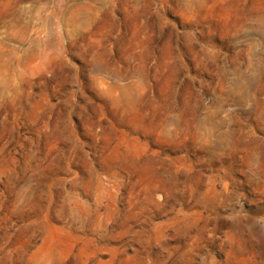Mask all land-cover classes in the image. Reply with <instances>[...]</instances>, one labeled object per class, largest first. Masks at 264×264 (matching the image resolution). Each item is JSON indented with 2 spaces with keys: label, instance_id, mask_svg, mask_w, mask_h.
I'll use <instances>...</instances> for the list:
<instances>
[{
  "label": "rangeland",
  "instance_id": "1",
  "mask_svg": "<svg viewBox=\"0 0 264 264\" xmlns=\"http://www.w3.org/2000/svg\"><path fill=\"white\" fill-rule=\"evenodd\" d=\"M0 264H264V0H0Z\"/></svg>",
  "mask_w": 264,
  "mask_h": 264
}]
</instances>
